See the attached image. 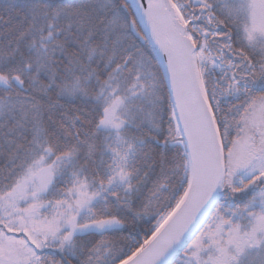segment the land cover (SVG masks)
I'll list each match as a JSON object with an SVG mask.
<instances>
[{
  "label": "snow or ice",
  "instance_id": "1",
  "mask_svg": "<svg viewBox=\"0 0 264 264\" xmlns=\"http://www.w3.org/2000/svg\"><path fill=\"white\" fill-rule=\"evenodd\" d=\"M0 264H264V0H0Z\"/></svg>",
  "mask_w": 264,
  "mask_h": 264
}]
</instances>
